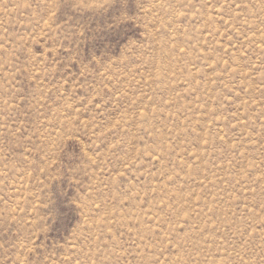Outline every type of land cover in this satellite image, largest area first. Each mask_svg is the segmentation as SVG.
Wrapping results in <instances>:
<instances>
[{"label":"rangeland","instance_id":"1","mask_svg":"<svg viewBox=\"0 0 264 264\" xmlns=\"http://www.w3.org/2000/svg\"><path fill=\"white\" fill-rule=\"evenodd\" d=\"M0 264H264V0H0Z\"/></svg>","mask_w":264,"mask_h":264}]
</instances>
